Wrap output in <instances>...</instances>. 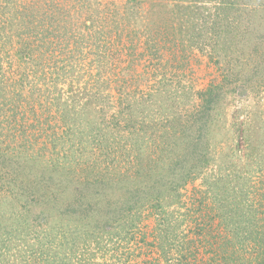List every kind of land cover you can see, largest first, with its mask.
I'll use <instances>...</instances> for the list:
<instances>
[{
    "label": "rangeland",
    "instance_id": "374dc122",
    "mask_svg": "<svg viewBox=\"0 0 264 264\" xmlns=\"http://www.w3.org/2000/svg\"><path fill=\"white\" fill-rule=\"evenodd\" d=\"M0 264H264V0H0Z\"/></svg>",
    "mask_w": 264,
    "mask_h": 264
}]
</instances>
